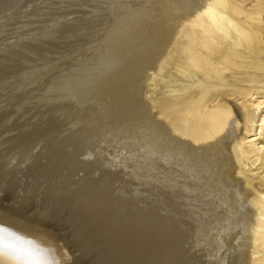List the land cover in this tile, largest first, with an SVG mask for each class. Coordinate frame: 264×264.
<instances>
[{
	"label": "rangeland",
	"instance_id": "374dc122",
	"mask_svg": "<svg viewBox=\"0 0 264 264\" xmlns=\"http://www.w3.org/2000/svg\"><path fill=\"white\" fill-rule=\"evenodd\" d=\"M172 11H180L176 0H0V217L37 226L68 252L75 244L89 251L72 252L71 264H179L175 250L163 256L159 248L179 235L190 247L195 238L190 229L181 232L174 214L183 192L192 198L189 214L201 213L205 237L192 246L200 261L229 264L221 238L236 223L238 231L240 221L209 230L217 222L207 197L213 188L200 181L210 173L200 181L186 176L179 148L163 139L158 119L152 122L154 83L145 65ZM232 124L227 132L237 135ZM163 146L170 148L161 152ZM148 173L163 181L149 186ZM160 213L172 216L159 224ZM157 226L166 232L154 237Z\"/></svg>",
	"mask_w": 264,
	"mask_h": 264
},
{
	"label": "bare ground",
	"instance_id": "6f19581e",
	"mask_svg": "<svg viewBox=\"0 0 264 264\" xmlns=\"http://www.w3.org/2000/svg\"><path fill=\"white\" fill-rule=\"evenodd\" d=\"M185 1H191L186 3L192 5L182 6ZM176 2L180 11L165 15L167 30L150 47L145 65L149 73L147 81L154 83L148 97L150 111L154 112L152 122L158 119L166 138L161 137L170 147L179 148L176 155L183 162L180 167L186 176L201 180L204 172L210 173V178L204 176L199 180L203 182L200 184L210 183L213 188L207 197H211L209 207L215 210L212 218L217 222L209 230L223 228L229 218L240 221L242 227L238 231L233 230L236 223L221 238L222 254L228 263L264 264V177L259 179V174H250L253 169L264 173V100H260L264 94V0ZM248 98L252 99L250 104L246 103ZM239 100L242 102L238 103ZM231 121L240 130L237 135L234 131L227 132ZM248 136L251 139L243 142ZM227 139L228 150L224 147ZM165 149L163 146L161 152ZM231 160L234 165L227 168ZM246 160H250L251 166ZM151 173L147 176L149 186L156 180L163 181ZM220 182H224L222 186ZM158 190L161 192V187ZM165 191L160 200L166 198ZM177 197L173 203L176 221L180 222L181 232L190 229L195 238L191 237V246L187 247L179 235L176 244L159 248L160 255L175 250L179 264H203L199 249L192 247L205 237L199 226L201 213L194 210L195 215L189 214L186 203L192 198L185 192ZM163 213L156 215V223L161 218L168 222L173 211ZM159 229L165 234L164 228L157 226L150 235L159 236ZM44 235L35 225L0 217V264H71L76 259L72 252L78 251L77 255L89 252L78 244L68 252L66 247L57 245L59 240L53 235L49 238ZM70 253L72 260L66 258Z\"/></svg>",
	"mask_w": 264,
	"mask_h": 264
}]
</instances>
